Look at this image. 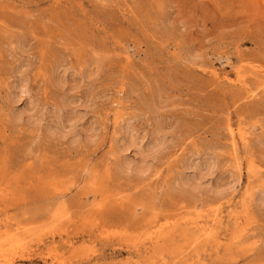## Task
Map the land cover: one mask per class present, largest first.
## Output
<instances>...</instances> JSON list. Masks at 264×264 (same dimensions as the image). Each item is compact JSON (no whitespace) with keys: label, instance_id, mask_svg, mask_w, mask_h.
<instances>
[{"label":"rangeland","instance_id":"obj_1","mask_svg":"<svg viewBox=\"0 0 264 264\" xmlns=\"http://www.w3.org/2000/svg\"><path fill=\"white\" fill-rule=\"evenodd\" d=\"M0 264H264V0H0Z\"/></svg>","mask_w":264,"mask_h":264},{"label":"bare ground","instance_id":"obj_2","mask_svg":"<svg viewBox=\"0 0 264 264\" xmlns=\"http://www.w3.org/2000/svg\"><path fill=\"white\" fill-rule=\"evenodd\" d=\"M18 73V72H17ZM26 85H23L22 84V82H19V86H18V88H17V90H16V94L18 95L19 94V92L20 93H22V92H25V90H26V87H25ZM28 91V90H27ZM26 91V92H27ZM17 95H15V96H17ZM27 113V112H26ZM33 116V115H32ZM44 116V115H43ZM55 116V115H54ZM50 117V116H49ZM38 118V117H37ZM51 119V118H50ZM53 119V118H52ZM71 119V118H70ZM73 119V118H72ZM73 120H75V119H73ZM55 121V120H54ZM69 121V120H68ZM47 122V121H46ZM70 122H71V120H70ZM53 124H55V123H53ZM70 124V123H69ZM75 125V124H74ZM69 127V126H68ZM65 128V127H64ZM70 129V128H69ZM65 130V129H64ZM56 131V130H55ZM58 131H60V132H62L63 131V128L61 127H59L58 128ZM70 132H72L71 131V129H70ZM73 133V132H72ZM69 134V133H68ZM74 134V133H73ZM85 135V134H84ZM157 135V134H156ZM138 138V137H137ZM140 140V139H139ZM162 141V140H161ZM149 143V142H148ZM162 143V142H161ZM160 141H159V137L158 136H155V137H153L152 138V141L148 144V146H147V144L145 145V147H137L138 148V151L141 153V155L143 156L141 159H140V165L138 164V166L136 167V168H138L139 170L140 169H145V158L147 157V156H153V154L160 148L159 146H160ZM140 144V143H139ZM132 145H136V138H134L132 135H129V136H126V138H125V141H124V144H123V147L125 148V149H127L128 147H130V146H132ZM138 145V144H137ZM139 146V145H138ZM155 155V154H154ZM156 156V155H155ZM195 167V166H194ZM202 171H199V174H200V176L201 177H197V178H193L194 176H192L191 178H193L194 179V182H195V180H197V179H200V178H202V176H203V174L201 173ZM6 246V245H5Z\"/></svg>","mask_w":264,"mask_h":264}]
</instances>
